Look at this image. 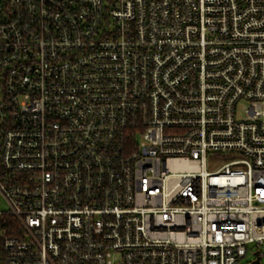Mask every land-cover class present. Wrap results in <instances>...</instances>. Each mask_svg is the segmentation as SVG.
<instances>
[{
  "label": "built area",
  "instance_id": "1",
  "mask_svg": "<svg viewBox=\"0 0 264 264\" xmlns=\"http://www.w3.org/2000/svg\"><path fill=\"white\" fill-rule=\"evenodd\" d=\"M0 195V264H264V0H0Z\"/></svg>",
  "mask_w": 264,
  "mask_h": 264
},
{
  "label": "rangeland",
  "instance_id": "2",
  "mask_svg": "<svg viewBox=\"0 0 264 264\" xmlns=\"http://www.w3.org/2000/svg\"><path fill=\"white\" fill-rule=\"evenodd\" d=\"M228 160H230V157L226 155H219V154L210 155L208 159V168L209 170H216ZM3 207H4V200L3 198H1L0 195V208ZM250 248L253 250L255 249V247H253L252 245L250 246ZM253 250L252 251L250 250L247 256L241 258L237 264H251L252 260L254 259Z\"/></svg>",
  "mask_w": 264,
  "mask_h": 264
},
{
  "label": "water",
  "instance_id": "3",
  "mask_svg": "<svg viewBox=\"0 0 264 264\" xmlns=\"http://www.w3.org/2000/svg\"><path fill=\"white\" fill-rule=\"evenodd\" d=\"M259 260L255 261L254 264H258Z\"/></svg>",
  "mask_w": 264,
  "mask_h": 264
}]
</instances>
